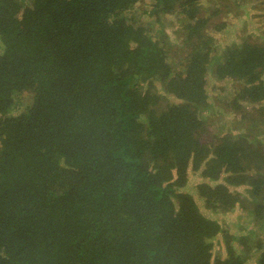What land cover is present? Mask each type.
<instances>
[{
	"label": "trees",
	"instance_id": "1",
	"mask_svg": "<svg viewBox=\"0 0 264 264\" xmlns=\"http://www.w3.org/2000/svg\"><path fill=\"white\" fill-rule=\"evenodd\" d=\"M143 2L0 0V264H250L236 243L264 264V43L220 53L211 0H151V24ZM212 64L237 135L205 127ZM190 170L203 208L247 205V235L204 214Z\"/></svg>",
	"mask_w": 264,
	"mask_h": 264
},
{
	"label": "rangeland",
	"instance_id": "2",
	"mask_svg": "<svg viewBox=\"0 0 264 264\" xmlns=\"http://www.w3.org/2000/svg\"><path fill=\"white\" fill-rule=\"evenodd\" d=\"M141 3L143 10H147V13L143 12V20L149 24L152 21V17L149 14L151 12V7H148L147 4L151 2V0H143ZM210 0H202L203 3L208 4ZM212 6L210 7V11L212 12L217 9L216 20H218V15L222 16V21H225L228 24L226 31L222 34L215 35L217 46L221 48L220 53L223 52L225 48L236 46L240 44L243 40H252L255 43H264V0L256 1L257 5L251 6L249 4L247 6V11H241V8L237 6L235 0H211ZM140 6V7H141ZM150 6V4H149ZM207 12V11H206ZM205 12V13H206ZM207 12V13H209ZM164 31L168 34L169 40H171L176 45L180 44V39L178 38L179 32V18L173 15L166 16L164 20ZM158 29V28H157ZM185 50V49H184ZM184 50L180 48H175L171 53L174 54L175 60L178 62L183 61ZM213 64L211 65V72L209 74V84L207 93L209 94L208 107L206 111L202 113V118L205 121V127L213 136L224 135V134H234L237 135L242 132L240 128L241 122V114L240 112H234L232 110L231 102H233L234 93L236 92V84H233L230 81H217L213 74ZM162 95L161 106L165 107L168 103L176 102V98L172 95H167L165 92H160ZM251 106L244 107L242 111H247ZM261 140H264V133L259 135ZM189 186L188 190L192 195H195L198 199L202 211L208 217H211L214 220H218L220 224L227 230L231 232H238L240 235H247L248 230L254 227V220L252 212L245 205L244 208H240L237 206L234 211L229 213H214L208 209L203 208V202L197 195L196 191V183L198 181H203L200 178V174H196L194 171H189ZM215 184V183H212ZM231 190L236 194H239L243 197V199L248 198L247 187L245 186H233ZM240 230V231H239ZM236 246L241 251L246 254V256H251L249 259L250 264H256V259L258 258L256 252L254 251V245ZM264 251V249H263ZM214 255H222L221 257H225L227 252L225 247H220L219 244L214 242L213 248Z\"/></svg>",
	"mask_w": 264,
	"mask_h": 264
}]
</instances>
